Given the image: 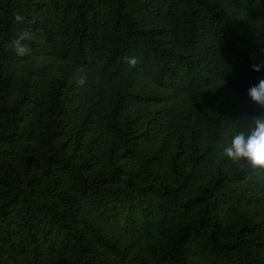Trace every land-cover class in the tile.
<instances>
[{
    "label": "trees",
    "instance_id": "trees-1",
    "mask_svg": "<svg viewBox=\"0 0 264 264\" xmlns=\"http://www.w3.org/2000/svg\"><path fill=\"white\" fill-rule=\"evenodd\" d=\"M260 80L264 0H0V264H264Z\"/></svg>",
    "mask_w": 264,
    "mask_h": 264
},
{
    "label": "clouds",
    "instance_id": "clouds-1",
    "mask_svg": "<svg viewBox=\"0 0 264 264\" xmlns=\"http://www.w3.org/2000/svg\"><path fill=\"white\" fill-rule=\"evenodd\" d=\"M16 19L22 18L17 16ZM27 38H29L28 33H21L14 42L17 56L23 57L30 53L27 46L21 43ZM137 62L136 57L126 59V63L131 67H135ZM253 71H260V66L254 65ZM79 83L83 85L85 80L81 79ZM248 96L253 103L264 108V80H260L257 85L252 86L248 90ZM223 155L231 163H238L243 160L253 169L259 170V174H264V116L255 118L254 126L247 135L244 132L236 134L232 138L231 145L224 149Z\"/></svg>",
    "mask_w": 264,
    "mask_h": 264
}]
</instances>
